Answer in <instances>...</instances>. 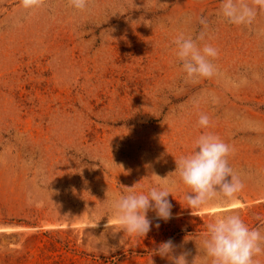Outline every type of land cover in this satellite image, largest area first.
Masks as SVG:
<instances>
[{"label": "rangeland", "instance_id": "1", "mask_svg": "<svg viewBox=\"0 0 264 264\" xmlns=\"http://www.w3.org/2000/svg\"><path fill=\"white\" fill-rule=\"evenodd\" d=\"M220 6L90 0L81 12L46 0L28 12L0 0V264H171L154 254L169 239L176 255L205 264L199 245L217 215L264 231V10L237 26ZM181 32L204 33L197 43L218 49L219 75L185 79ZM205 131L234 148L228 162L245 186L192 215L190 189L171 173ZM160 178L174 218L156 228L150 211L145 237L120 230L109 201Z\"/></svg>", "mask_w": 264, "mask_h": 264}, {"label": "clouds", "instance_id": "2", "mask_svg": "<svg viewBox=\"0 0 264 264\" xmlns=\"http://www.w3.org/2000/svg\"><path fill=\"white\" fill-rule=\"evenodd\" d=\"M19 2L28 12L46 4V0ZM67 3L74 10L83 12L88 8L90 0H67ZM257 9L264 10V0H221L219 13L228 23L250 26L255 21ZM200 23H205L203 18ZM203 39V32L195 38L181 32L173 40L175 56L185 79L191 82L220 74L213 63L219 55L218 49L210 44L200 47L197 41ZM247 83V79L242 78L236 86ZM197 123L200 128L207 129L210 126L209 117L201 114ZM234 151L218 135L205 131L194 140L192 151L176 160V169L171 174L178 175L180 182L190 189L185 194V200L192 215L194 209L199 210L212 202L233 201L243 190L245 185L240 174L228 162ZM160 180L163 183L157 182L146 193L137 192L134 187H124V193L109 201L108 211L118 222L120 230L129 235L145 237L153 223L148 217L150 211L155 213L153 219L157 221L156 228L160 227V220L168 222L174 218L173 205L168 199L172 195L170 184L166 179ZM177 247L169 239L162 242L154 254L167 257L171 264H189V253L176 255ZM201 250L205 264H261L257 257L264 256V231L259 227H249L238 213L217 215L207 225V231L199 245V251ZM191 264H196V257Z\"/></svg>", "mask_w": 264, "mask_h": 264}]
</instances>
